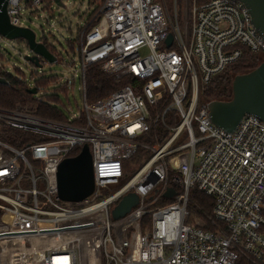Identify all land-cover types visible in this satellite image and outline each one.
<instances>
[{
  "label": "built area",
  "instance_id": "1",
  "mask_svg": "<svg viewBox=\"0 0 264 264\" xmlns=\"http://www.w3.org/2000/svg\"><path fill=\"white\" fill-rule=\"evenodd\" d=\"M21 2L7 1L13 26ZM182 2L180 25L176 0L173 16L163 0H101L96 24L76 37L83 99L76 117L58 122L0 108V133L39 139L16 148L0 138V264H238L242 256L264 264V122L244 115L228 133L198 103L199 85L243 50L264 54V38L240 1ZM93 66L133 84L87 103L85 73ZM48 86L33 96L59 99L57 92L37 97ZM85 144L94 191L79 204L61 202L57 166ZM140 149L149 159L126 167ZM194 187L214 199L222 230L187 222ZM128 193L137 204L112 219Z\"/></svg>",
  "mask_w": 264,
  "mask_h": 264
},
{
  "label": "trees",
  "instance_id": "2",
  "mask_svg": "<svg viewBox=\"0 0 264 264\" xmlns=\"http://www.w3.org/2000/svg\"><path fill=\"white\" fill-rule=\"evenodd\" d=\"M163 1L170 13L174 7V0ZM208 1L210 0H195V4L200 6ZM100 2L101 0H91L90 3H94V8L84 23V26H87V28L96 24L99 17L97 12L101 6ZM176 8H182L179 0H176ZM41 42L49 51L53 52V54L57 56V52L49 44H47L45 39H42ZM69 46L70 48H73L72 43H69ZM262 62H264V58L262 56L252 54L248 50H243L241 58L236 63L228 65L208 84L199 85L198 103L208 104L211 101L229 100L232 95L231 84L233 78L236 75L245 74L254 70ZM0 77L4 78L6 81V84H0V108L26 111L38 117L58 122H66L68 120L66 115H64L61 110L59 106L60 101L55 94L43 96L41 99H37L28 93L29 86L23 80L19 70L16 69L15 73H8L0 68ZM55 82V77H39L34 80V86L35 88L45 87ZM129 84H133L132 78L125 77L122 79H116L105 74L99 66L90 67L85 73L86 101L87 103H93L113 91ZM82 122V117L77 121H73L76 125H81ZM158 132L159 137L166 134L161 130H158ZM0 138L16 148H21L22 146L24 147L28 143L39 142V139H36L30 134H20L11 131L3 134L0 133ZM78 153L79 150H75L70 156H76ZM143 154L141 151H138L135 156L125 160L124 165L127 167L130 162L133 163L138 158L140 160ZM213 206L214 199L211 196L206 195L196 187L190 189L186 206L189 214L187 222L191 223L192 221H198L204 230L210 232L222 230L223 225L213 216ZM246 260H248V258L242 256L238 264H248Z\"/></svg>",
  "mask_w": 264,
  "mask_h": 264
},
{
  "label": "water",
  "instance_id": "3",
  "mask_svg": "<svg viewBox=\"0 0 264 264\" xmlns=\"http://www.w3.org/2000/svg\"><path fill=\"white\" fill-rule=\"evenodd\" d=\"M7 1L0 0V37L7 40H22L29 49L24 60L40 68L39 58L49 64L57 63L56 55L51 53L35 34L28 28L13 26L7 14ZM244 4L250 14L253 27L264 38V0H237ZM56 6L62 7L61 0H53ZM168 44L171 42L169 36ZM0 84H6L0 77ZM232 95L227 101H211L207 104L208 117L213 125L231 133L235 131L244 115L258 117L264 122V62L254 70L236 75L231 84ZM36 94V88L28 90ZM57 196L61 202L79 204L94 191V174L92 158L87 144L76 156L63 159L56 170ZM173 190H168L164 197L171 198ZM138 202L134 193H128L121 198L111 211L114 220L122 218Z\"/></svg>",
  "mask_w": 264,
  "mask_h": 264
},
{
  "label": "rangeland",
  "instance_id": "4",
  "mask_svg": "<svg viewBox=\"0 0 264 264\" xmlns=\"http://www.w3.org/2000/svg\"><path fill=\"white\" fill-rule=\"evenodd\" d=\"M26 1L21 2L19 26L30 29L35 34L37 42L45 39L47 44L57 52L58 61L54 64L43 62L40 68L35 67L24 60V57L29 54L24 41L7 40L0 37V68L8 73H15L16 69L19 70L23 80L31 88L34 80L39 77H55L56 82L45 90L39 89L37 97L57 92L60 101L58 105L64 115L68 119L76 117L83 110V99L80 92V59L75 41L80 28L93 10L94 3H90L91 0H61L62 7H58L53 0H44L38 7H30L25 4ZM179 1L182 8L176 10L179 15L178 22L182 25L183 0ZM173 14L174 7L170 12L171 16ZM69 43L73 44V48H70ZM257 55L264 58V54L258 53ZM63 84L68 87L66 94L59 90ZM153 143V140L148 141V144ZM139 151L144 153L142 158L128 164L132 170L141 163H145L151 156L143 149Z\"/></svg>",
  "mask_w": 264,
  "mask_h": 264
},
{
  "label": "flooded vegetation",
  "instance_id": "5",
  "mask_svg": "<svg viewBox=\"0 0 264 264\" xmlns=\"http://www.w3.org/2000/svg\"><path fill=\"white\" fill-rule=\"evenodd\" d=\"M51 52V51H50ZM51 53H53V52H51ZM39 62L40 63H43V62H45L44 60H42L41 58H39Z\"/></svg>",
  "mask_w": 264,
  "mask_h": 264
}]
</instances>
